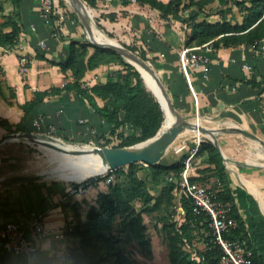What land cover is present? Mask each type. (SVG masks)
Returning a JSON list of instances; mask_svg holds the SVG:
<instances>
[{"label": "crops", "instance_id": "1", "mask_svg": "<svg viewBox=\"0 0 264 264\" xmlns=\"http://www.w3.org/2000/svg\"><path fill=\"white\" fill-rule=\"evenodd\" d=\"M42 1L22 0L23 25L18 41L12 49L0 47V138L13 133H37L92 143L93 139L96 141L106 134L110 126L76 92L62 91L46 98L27 114L19 107L32 100L35 92L71 83L70 72L63 73L59 64L66 59L71 41L89 40L80 19L70 18L73 10L66 0H57L49 20L42 15ZM92 1L93 7L86 4L100 27L101 35L98 36L123 48L143 51L146 64L166 89L176 112L190 122L197 115L202 127L214 131L213 139L203 138L216 142L220 149L246 241L255 257L264 264V56L247 46L218 48L213 52L202 50L199 53L209 56L210 63L184 69L181 56L189 33L186 21L194 14L193 9L166 21L160 18L158 10L134 0ZM6 9L4 14L12 12L11 5ZM110 15L115 18L111 20ZM212 15L213 12L208 21L219 20H210L215 17ZM37 55L43 59H37ZM22 56L29 61L24 72L19 65ZM118 68L100 66L88 71L82 86L104 83ZM96 101L102 106L100 99ZM35 121L39 122L38 128ZM194 137L192 131L183 132L163 151L159 161L169 165L184 153L190 155ZM182 145H185L183 150H175ZM190 174L197 175L194 167ZM71 185L28 174L21 168L0 169V227L10 223L24 228L26 236L38 246L33 264H62L50 250H71L79 245V240L70 232L62 237L55 233L34 238L29 232L34 220L41 218L47 228L54 230L73 226L76 216L85 220L98 194L106 192L105 185L100 183L83 196H69L67 190ZM148 238L151 254L146 257L142 253L140 258L146 264H155L161 253L168 258L166 242L161 235ZM195 249H204L202 240L185 246V250L197 258ZM0 264H24V259L0 250Z\"/></svg>", "mask_w": 264, "mask_h": 264}, {"label": "trees", "instance_id": "2", "mask_svg": "<svg viewBox=\"0 0 264 264\" xmlns=\"http://www.w3.org/2000/svg\"><path fill=\"white\" fill-rule=\"evenodd\" d=\"M83 1L94 6L92 0ZM134 1L158 10L160 18L166 21L180 12L193 9L194 14L186 21L189 33L184 41L185 47L200 46L209 41H212L215 49L249 47L264 40V0H235L232 3L237 8L240 20H228L221 13L220 19L215 22L207 20L211 15L207 7L217 0H169L166 3L160 0ZM4 2L12 6L11 13L4 14ZM21 2L22 0L0 2L2 48L12 49L18 41L23 25ZM199 16L202 17L201 20ZM70 18L77 20L78 16L72 12ZM109 18L113 20L115 16L110 15ZM5 29L9 31L6 32ZM125 48L133 53L137 52L134 47ZM137 55L146 61L143 51L138 50ZM36 58L43 59V56L37 55ZM112 65L119 68L110 73L104 83L91 87L82 86V79L88 71ZM59 67L63 73L70 72L73 81L61 88L52 87L35 92L32 100L19 106L25 114L46 98L59 95L62 91H72L84 98L94 113L110 126L106 134L97 137L101 147L110 146L112 138L119 141L112 147L135 146L155 138L162 131L166 116L159 101L144 86L140 72L116 51L89 40L71 41L67 57ZM96 99L103 102L102 106L97 104ZM125 129H129L131 133L126 134ZM188 156L189 153H184L169 165L160 161L154 164L132 163L108 172L103 177H96L100 182L107 177L116 176L117 181L108 185V191L98 194L96 204L88 209L85 220L76 216L70 231L79 240V245L70 250L73 264H137L124 254L122 247V243L131 241L136 242L144 256H149L150 240L144 215L162 224L170 264H220L222 252L213 242L206 218L194 216L191 200L177 193L180 173ZM192 158L191 167L196 169L197 175H191L189 170V180L211 186L216 190V199L230 205L228 219L232 224L225 237L239 241L250 249L220 149L214 142L204 138ZM137 204L138 208L135 206ZM178 217L181 218L180 221L176 220ZM117 218L119 220L115 222ZM122 234L126 235L124 241H120ZM196 240L204 243L202 251L194 250L197 258L185 250V246H192ZM251 260L252 264H262L254 253Z\"/></svg>", "mask_w": 264, "mask_h": 264}, {"label": "built area", "instance_id": "3", "mask_svg": "<svg viewBox=\"0 0 264 264\" xmlns=\"http://www.w3.org/2000/svg\"><path fill=\"white\" fill-rule=\"evenodd\" d=\"M57 0L42 1V15L45 20L53 13V7L57 5ZM44 47V43L41 44ZM249 48L257 54L264 56V40L257 41ZM205 50L213 52L212 41L200 46L184 47L181 56L182 67H202L210 63L209 56L200 54ZM28 59L25 56L19 58V65L22 72L26 71ZM34 125L38 128L39 122L35 121ZM203 136L195 135V144L190 155L185 160V167L180 173L177 193L179 196L185 195L192 202V212L194 216H204L212 232L213 242L217 244L222 252L220 264H252V250L244 247L239 241H232L225 237L232 222L228 219L230 205L216 199V190L211 186H204L189 180V170L191 168L192 157L196 154ZM185 145L180 146L177 151H181ZM105 175V174H104ZM104 175H94L81 181L73 183L67 190L69 196H83L91 188L101 184L105 186L112 182V177H107L103 181H97L96 177ZM72 226H65L62 229L54 230L47 228L42 219L34 220L29 226V232L34 238H39L46 234H59L61 237L65 232H70ZM0 250H5L15 256L24 259V264H33L35 255L38 250L37 243L26 236V231L20 224H5L0 227ZM50 254L55 257L59 263L73 264V258L70 250L53 248Z\"/></svg>", "mask_w": 264, "mask_h": 264}, {"label": "rangeland", "instance_id": "4", "mask_svg": "<svg viewBox=\"0 0 264 264\" xmlns=\"http://www.w3.org/2000/svg\"><path fill=\"white\" fill-rule=\"evenodd\" d=\"M3 0H0V2ZM233 1L235 0H217L210 4L207 7V10L209 12H213L212 16H215L214 18H209L210 20H218L221 17V13L225 15V17L228 20L234 21L239 20L240 15L237 11V8L233 5ZM82 3L84 4L85 8L88 10L89 13V21L90 25L93 27L94 32L97 35H101L98 31L100 30L99 25L95 22L96 18H93L90 14V11L92 10L89 6H87L86 2L82 0ZM4 6L3 12H7L6 8L10 6L8 2L3 3ZM70 7L71 5L67 3ZM71 10L74 11V8L71 7ZM76 13V12H75ZM144 86L157 98L158 97L154 94V88L148 87L149 85L146 84L145 80L143 79ZM126 134H130L131 131L129 129H125ZM195 135V134H194ZM59 137V138H58ZM186 137H188L186 135ZM195 138V137H194ZM51 140L58 142L65 146H70L71 148L76 149H84V150H90L94 147H101V142H97L98 140H92V143L88 142H76L73 140H64L61 136H54L51 138ZM119 141L116 138L111 139L110 146L116 145ZM141 144L137 145V148H140ZM179 148V147H178ZM176 148L175 150L177 151ZM174 150V149H173ZM0 169H25L28 174L33 175H42L45 178L56 181H63L67 183H75L78 181H81L78 179V177L83 173V167L82 165H76V162L81 161L80 159H77L76 156L67 155L62 153L61 151L55 150L53 148L34 144L30 142H6L0 146ZM84 163L85 161L82 160L81 163ZM77 168H76V167ZM106 173H102L101 175H104ZM66 175V177H65ZM65 177V178H63ZM117 181L116 176L112 178V182ZM96 188V187H94ZM105 191H108V185L104 188ZM137 208L139 205H135ZM118 218L115 222H118ZM176 220H180L179 217L176 218ZM144 222L147 225V235H161V238L164 239L163 236V230H162V224L157 223L156 220L151 219L150 216L144 215ZM159 237V236H158ZM126 239V235L122 234L120 241H124ZM122 247L124 248V254L133 262H136L137 264H146L143 259L140 258V255H142V252L139 250L138 245L136 242L131 241L127 243H122ZM155 264H169V260L165 253H161L158 258L156 259Z\"/></svg>", "mask_w": 264, "mask_h": 264}, {"label": "water", "instance_id": "5", "mask_svg": "<svg viewBox=\"0 0 264 264\" xmlns=\"http://www.w3.org/2000/svg\"><path fill=\"white\" fill-rule=\"evenodd\" d=\"M76 12L89 41L103 47L116 51L122 57H124L131 65H133L139 72V67L145 70L154 80L157 88L163 96L166 104L165 109L159 101L162 109L165 112V121L162 131L153 139L141 143L140 148L135 146L116 148V147H94L90 150L76 149L67 147L58 142L51 140V137L37 133H13L8 134L0 138V146L6 142H30L34 144L44 145L55 150L61 151L64 154L72 156L83 155H98L101 158L102 165L104 166V172L108 173L116 170L120 167L128 164L144 162L147 164H154L159 161L163 151L186 130L197 132L202 136H207L211 139L214 138V131L199 124L198 116L195 115L194 121L190 122L187 117H183L174 109L170 97L158 80L155 73L136 53H133L118 44L112 42L101 43L96 40V37L92 31L88 14L84 12L85 6L82 0H66ZM139 66V67H138ZM141 74V72H140ZM142 76V74H141ZM216 145L217 143L214 142ZM139 145V144H138ZM98 175V174H97ZM96 176V175H95ZM91 177V176H90Z\"/></svg>", "mask_w": 264, "mask_h": 264}, {"label": "bare ground", "instance_id": "6", "mask_svg": "<svg viewBox=\"0 0 264 264\" xmlns=\"http://www.w3.org/2000/svg\"><path fill=\"white\" fill-rule=\"evenodd\" d=\"M84 12L86 14H88V10L86 8L84 9ZM92 31H93V33H94V35L96 37V40L98 42H101V43L111 42V41L102 40L94 32V29ZM139 70H140V72L142 74L143 79L145 80V82H147L146 84L149 85L148 87L151 86V87L154 88V91L157 94L158 100L161 102V104L163 105V107L165 109L166 104L164 102L163 96L160 93L159 89L157 88L154 80L152 79V77L149 74H147V72H145V70H143L140 67H139ZM194 134L197 135V132H194ZM67 147H70V146H67ZM76 158L80 159L81 161L82 160L85 161L84 163L83 162L81 163V161L76 162V165H82V167H83V173L78 177L79 180L85 179V178H88L90 176H94V175H97V174L100 175V174H102L104 172V166L102 165L101 158L98 155H91L90 154V155L76 156ZM65 177H66V175H65ZM65 177H63V178H65Z\"/></svg>", "mask_w": 264, "mask_h": 264}]
</instances>
